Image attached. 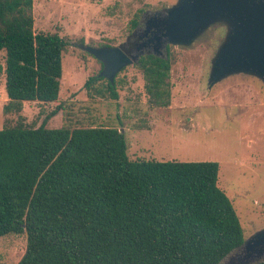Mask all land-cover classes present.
<instances>
[{"label":"trees","instance_id":"trees-1","mask_svg":"<svg viewBox=\"0 0 264 264\" xmlns=\"http://www.w3.org/2000/svg\"><path fill=\"white\" fill-rule=\"evenodd\" d=\"M32 5L0 0L5 112L58 98L68 41L35 32ZM135 65L150 105L168 106L169 47L162 56L143 53ZM84 86L118 98L115 78L92 75ZM218 176L214 161L129 159L116 127L18 120L0 128V237L25 234L16 264H219L245 237Z\"/></svg>","mask_w":264,"mask_h":264},{"label":"rangeland","instance_id":"rangeland-1","mask_svg":"<svg viewBox=\"0 0 264 264\" xmlns=\"http://www.w3.org/2000/svg\"><path fill=\"white\" fill-rule=\"evenodd\" d=\"M176 0H33L35 32L57 33L68 41L62 53V75L56 101L23 102L19 112H5V76L0 73V128L22 120L27 126L70 128L109 126L123 130L129 159L214 161L218 185L232 202L248 238L264 227V84L252 75L232 74L208 86L211 59L226 26H210L188 46L170 45V103L151 106L144 78L135 63L115 76L118 98L88 93L85 81L102 64L77 47L126 46L144 28V20ZM139 26L132 28V19ZM166 46V47H167ZM166 55V48L162 50ZM4 66V52H0ZM57 112L47 115L54 109ZM25 234L0 237V264H16L24 253ZM230 252L219 264H250L264 253L238 259Z\"/></svg>","mask_w":264,"mask_h":264},{"label":"water","instance_id":"water-1","mask_svg":"<svg viewBox=\"0 0 264 264\" xmlns=\"http://www.w3.org/2000/svg\"><path fill=\"white\" fill-rule=\"evenodd\" d=\"M216 23L224 24L226 32L211 59L208 86L238 73L255 76L264 84V0H176L146 17L143 33L149 35L141 43L145 48H138L134 54L127 53L122 44L78 43L77 47L101 62L99 76L112 83L118 72L135 63L143 53L162 56L168 44L188 46ZM236 249L241 252L238 259L263 254L264 227L244 239Z\"/></svg>","mask_w":264,"mask_h":264},{"label":"flooded vegetation","instance_id":"flooded-vegetation-1","mask_svg":"<svg viewBox=\"0 0 264 264\" xmlns=\"http://www.w3.org/2000/svg\"><path fill=\"white\" fill-rule=\"evenodd\" d=\"M148 35H149V33H147L145 35L143 33V28H140V31L136 32L133 35L134 40L127 42L126 46L123 45L124 50L129 54H134L138 51V48H140L139 50L144 49L145 46L141 47V43L146 40ZM232 259H233V257L230 258V260H232Z\"/></svg>","mask_w":264,"mask_h":264}]
</instances>
